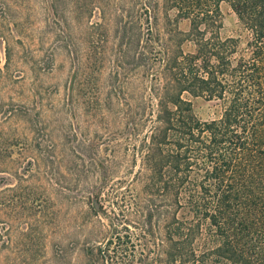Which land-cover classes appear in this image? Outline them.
I'll return each mask as SVG.
<instances>
[{"label": "trees", "instance_id": "16d2710c", "mask_svg": "<svg viewBox=\"0 0 264 264\" xmlns=\"http://www.w3.org/2000/svg\"><path fill=\"white\" fill-rule=\"evenodd\" d=\"M136 3L135 71L141 86L148 83L147 97L127 114L138 170L130 188L109 194L108 213L96 196L92 209L105 215L110 232L86 251L85 264H264V171L248 161L264 157V0ZM221 3L247 33L242 52L238 40L221 39ZM187 43L193 52L183 50ZM185 95L219 101L220 118L200 122ZM13 109L1 114L7 119ZM24 115L32 146L0 118V163L15 148L24 155V144L30 163L51 156L41 150L52 137H39V116Z\"/></svg>", "mask_w": 264, "mask_h": 264}, {"label": "rangeland", "instance_id": "374dc122", "mask_svg": "<svg viewBox=\"0 0 264 264\" xmlns=\"http://www.w3.org/2000/svg\"><path fill=\"white\" fill-rule=\"evenodd\" d=\"M219 10L221 39L238 40L242 52L247 33L227 4ZM136 24V0H0L1 127L31 145L34 129L24 114L38 115L39 137L53 143L41 141L51 156L38 165L26 144L24 155L15 148L0 163V264H85L86 251L108 238V221L92 206L100 196L108 213L109 194L131 187L137 139L127 114L148 94L135 71ZM189 28L179 23L180 31ZM185 98L200 122L220 118L219 101ZM12 108L22 112L5 119L1 113ZM258 158L248 161L264 171Z\"/></svg>", "mask_w": 264, "mask_h": 264}]
</instances>
